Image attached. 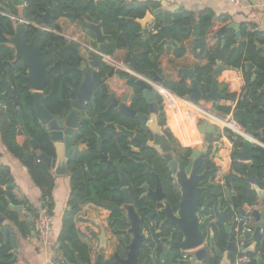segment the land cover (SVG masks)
<instances>
[{
	"label": "flooded vegetation",
	"instance_id": "af4514ba",
	"mask_svg": "<svg viewBox=\"0 0 264 264\" xmlns=\"http://www.w3.org/2000/svg\"><path fill=\"white\" fill-rule=\"evenodd\" d=\"M64 1L44 0V11L40 13L39 21H35L24 16L29 0H0V116L6 113L7 102H10L15 110L16 126L20 132L18 136L24 137L22 145L28 143L33 150L30 141H35L30 138L24 120V113H30L31 109L39 126L48 137L44 146L46 153L39 152L36 142L38 150L35 152L54 159L53 136L64 144L61 148L62 155L69 152L70 157L67 163L69 174L60 177L68 180L69 195L75 178L73 169L77 166L81 167L89 188L96 190L98 189L97 184L102 183L100 189L96 191L98 196L122 198L121 208L128 224L127 231L133 224L135 228L138 227L143 237H149L152 242L150 248H157L161 245L158 244V239L161 236L164 237L156 235L163 219L159 212L165 205H168L171 213L176 214L181 196L180 188L176 184V174L178 169H181L183 173L182 171L189 165L192 154L190 151L187 155L186 149L178 146L174 138L171 140L167 133L169 129L166 127V121L163 122L161 97L158 87L155 86L159 84L162 87V82L165 80L162 79L161 83H156L152 72L150 73L151 79H149L132 69V55L140 51L130 53L118 50L113 56H106L110 58L109 63L103 62L101 59L103 54L100 49L97 50L94 33L88 27V24L97 25L99 23L94 24L84 20L79 12L78 4L81 2L79 0L74 5L69 3V12L63 11L55 19L56 6ZM82 24L89 30L83 29ZM44 34L52 35L64 42L65 49L76 61L73 67H67L61 71L56 80L51 76L54 68L60 70L61 56L60 54L55 55L58 61L49 63L48 48L39 46V41ZM121 51H125L126 55L120 61L114 57ZM95 56L98 57L96 66H94ZM156 74L160 78L159 71ZM131 77L134 81H130ZM63 78L66 79L63 80ZM137 82L147 86L146 93L139 89ZM63 84H65L64 88ZM117 91H120L119 95ZM208 92L202 93L205 95ZM221 94L224 95L222 91ZM258 95V98L264 97V95ZM204 100L209 101L205 97L200 101ZM223 100H226L225 97ZM236 101H233L236 102L233 113L243 118V112H246L244 106L241 111L243 104L240 103L237 107L239 100ZM37 104L50 116L45 124H41L37 117L35 110ZM256 112L260 114L262 109L259 108L252 114ZM19 114L22 118V125L18 121ZM68 116H70V124L74 127L72 131L69 129L67 131L72 132L71 138L64 133L67 129L64 122ZM254 121L256 119L252 120V124ZM245 127H243L244 131ZM23 128L27 131L28 137L22 133ZM51 128L57 129L58 133H53ZM255 132L258 137L253 140V143L257 145V148L264 149L263 131ZM161 133L167 138L169 147L163 144L159 139L160 136L156 137ZM235 138L232 136L229 138L233 148ZM0 143L5 149L1 137ZM165 149L168 150L162 153ZM216 153L213 154L211 147L205 157L196 162L199 165L198 175L200 176L197 187L202 188L211 184L213 186L210 187L216 188L215 185L218 184L225 188L224 179L228 173L222 176L223 184L215 182L218 172L214 164ZM45 165L54 178L52 169L47 164ZM222 188L219 190L223 192L222 198H225ZM109 204L111 205L110 202ZM85 206H93L106 211L109 214L108 226L110 211L94 205ZM228 207H230L228 201L224 200L222 208ZM128 211L132 217V224L128 218ZM229 213L226 218L228 225L231 222L230 218L234 215ZM212 216L213 220L218 217L216 213ZM149 219L152 221V227L148 222ZM238 219L241 220L240 227L245 228L244 219L236 217L237 222ZM221 228L224 230L223 227ZM165 229L171 228L165 224L161 231L165 232ZM129 236L131 240V234ZM173 239H178L176 234ZM115 241L117 246L116 238Z\"/></svg>",
	"mask_w": 264,
	"mask_h": 264
},
{
	"label": "trees",
	"instance_id": "16d2710c",
	"mask_svg": "<svg viewBox=\"0 0 264 264\" xmlns=\"http://www.w3.org/2000/svg\"><path fill=\"white\" fill-rule=\"evenodd\" d=\"M77 1L65 0L58 4L56 6L57 15L55 19L63 11L69 12V3L74 5ZM79 1H81L78 4L79 12L82 14L84 20L89 23L101 24L103 34L109 37L107 42L101 45L100 51L103 55L111 57L118 50H125L130 53L140 51L132 55V69L149 79H151V72H158L157 59L163 54L164 48L167 45L165 34L161 31V18H155L153 23L146 26L144 28V34H142L143 28L137 23V21L144 18L147 12L157 9V3L151 1L127 3L123 0ZM44 7V0H29L24 12L25 18L39 21V15L44 11ZM52 20L54 21V17ZM195 23L199 25L200 39L195 58L197 60H206L207 62L204 66L195 69V77L200 84L201 91L206 93L210 90L212 83L211 74L216 67V62L228 68L242 71L244 90L240 98L228 92L225 87L222 89V93L229 102L238 99L237 107L242 103L244 110L248 114H252L255 110L261 108L262 112H260L257 120L252 124V128L255 131H263L264 134V97H257L259 91L264 88V76H257L256 80L252 82L251 73L244 71L245 64L251 63L255 69L264 72V52L257 50V46H264V32L256 31L252 25L242 24L239 28L241 41L237 42L233 30H226L222 38L216 36L221 28H225L232 23L230 17L224 15L215 17L211 12L206 11L200 13L198 16L187 11H177L170 17L171 28L169 37L171 41L181 43L187 40L191 32H188L186 28ZM82 26L86 31L89 30L84 24ZM89 32L91 34V31ZM222 41H224L223 46H221ZM39 46L48 48L50 52L49 63L58 61L55 59V55L60 54L61 56V68L60 70L54 68L51 76L52 79L56 80L61 71L67 67L74 66L75 59L71 58L70 53L65 49L64 42L60 39L54 38L49 34H44L39 41ZM150 57L154 59V62H151ZM79 76L78 79H80ZM64 85L63 88L65 87ZM162 87L180 98H188L190 94V89L183 82L176 84L165 80L162 82ZM215 109L223 115H228L232 112L235 121L242 127H245L244 117H239L235 112L233 113L230 107H215ZM24 120L30 138L38 144L39 152L45 154L46 148L44 146L47 143L46 140L48 137L39 126L31 109L30 113H24ZM167 133L170 139L173 140L171 133L169 131ZM19 134L20 132L16 126L15 110L11 107L10 102H7L6 113L0 116L1 142L7 152L27 169L28 175L34 185L42 191L41 204L47 211L51 212L53 210L52 192L55 185L54 178L49 168L37 159V152L33 151L28 143L22 146L16 143V137ZM241 142V138H235L233 141L234 148H241ZM262 142L264 143L263 138ZM190 151V149H186L185 153L189 155ZM250 166L255 177L264 181V149L258 147L252 152ZM73 171L75 178L71 184V193L67 200V208L61 218V229L56 242L57 256L54 258L55 262L57 264L75 263L74 255H77L80 263L92 264L90 249L88 245L80 241L78 231L75 227L76 216L85 205H94L110 211L111 215L108 220V227L111 234L117 239L115 251L120 257H124L127 252L125 246L130 242V236L127 232L128 224L121 208L122 198L98 196L96 191L100 189L102 183L97 184L98 189H91L85 182L81 167L77 166ZM246 173L247 168L245 165L232 157L230 170L224 179V187L230 192L233 201L239 207H250L257 203L256 194L251 189V186L243 179ZM9 177V168L7 166H0V213L18 229L24 238H29L30 231L25 224V214L29 215L35 221L39 210L35 209L28 202L20 189L8 180ZM99 180L101 182L102 179L100 178ZM222 193L221 190L214 187H210L199 193L197 197L198 205L202 206L204 201L208 203L205 215L215 214L217 202L222 197ZM10 205L21 207L22 210H13ZM168 231V229H165V232L161 235L167 236ZM213 232L215 240L219 241L220 245H222L226 239V235L218 223L213 227ZM177 237L179 239V236ZM151 244L152 242L149 240L142 247L145 254H147L146 250L150 248ZM155 249L160 253L161 245H158ZM10 251L9 246L0 248V264H24V261L18 256L14 257L12 254H9ZM172 252L173 254L168 258L166 264H186L181 259L182 254L175 251ZM247 256L251 260L250 264H254L253 255ZM104 264L117 263L114 258H110L105 260Z\"/></svg>",
	"mask_w": 264,
	"mask_h": 264
},
{
	"label": "water",
	"instance_id": "95a60500",
	"mask_svg": "<svg viewBox=\"0 0 264 264\" xmlns=\"http://www.w3.org/2000/svg\"><path fill=\"white\" fill-rule=\"evenodd\" d=\"M170 17L171 13L169 11H164L162 8H157L155 10H150L140 21H137L143 28L142 34L145 33V27L152 23L153 19L161 18L162 27L161 31L165 34V40L170 41L169 32H170ZM46 23V22H45ZM88 27L93 31L95 40L97 43V50L100 49L101 44H103L107 37L103 35L101 30V24L93 25L88 24ZM188 32H194L196 38L194 39V48L198 49L200 44L199 39V25L195 23L192 26L186 28ZM226 30L235 31L237 39L240 38L239 25L231 23L227 27L221 28L217 35L218 37L223 36V33ZM261 30L264 31V24L261 27ZM224 45V41L221 42V46ZM258 51L264 52V46H257ZM153 62V58L150 57ZM98 57H94V66H96ZM128 62V61H127ZM225 70H234L226 66L221 65L219 62H216V68L212 72V83L209 92L203 95L200 84L197 82L195 73L193 69L182 70L185 77L191 80V94L188 96V99L194 103H199V101L205 97L212 103H216L218 100L224 99V95L218 93L217 89V78ZM246 73H252L251 81L254 82L257 76H264V72H261L254 68L251 63L245 64ZM153 75V80L156 83H161L162 80L156 74V72L151 73ZM130 81H134V78L131 77ZM140 90L147 89V86L144 83L137 82ZM264 95V88L258 96ZM148 101V100H147ZM37 117L41 124H45L50 116L43 110V108L37 104L35 106ZM215 111V109L213 110ZM241 111H243V105H241ZM73 115V114H71ZM244 121H245V134L246 139L242 140L241 148H233L231 151L232 157L241 163H244L247 168L246 176L243 179L251 186V189L254 191L257 197V203L253 206L247 207L248 210L244 207H239L233 200L230 192L226 188H222L221 185H215L217 189L222 188L225 193V198L220 197L218 199V204L216 206L215 213L219 217V222L223 225V232L226 235V239L222 245L219 241L215 240V235L213 232V227L216 226L212 222V214L205 215V211L208 208V204L204 202L202 206L198 205L197 196L202 189H207L211 184H207L204 187H197V181L199 179L198 170L199 165L196 164L197 161L202 160L206 152L212 147V152L215 154L219 149H222L223 145L218 142L220 134L217 133L214 127L207 125L206 123H199V130L202 131L205 135L203 139V144L207 145L205 148H196L193 150L189 165L181 173V169H178L176 174V184L180 188V202L178 205V210L176 214H172L168 205L159 212V215L163 217L160 224L159 232L156 235H161V231L165 224H168L171 229H168V235L158 239V244H161V252L158 253L155 248L147 249V254L142 250V247L146 242L149 241V237H143L139 233L138 227H134L131 222V215L128 211V218L132 224L130 229L127 231L128 234H131L132 238L130 242L125 246L126 255L120 257L117 252H114V260L117 264H166L168 258L173 254L172 251L182 254V260L186 264H233L236 254L239 252L247 255H256L253 259L254 264H264V181L259 180L255 177L251 170L250 162L252 159V152L257 148V145L253 143V140L258 137L257 132L252 128V120L258 118L259 112L255 114H248L243 112ZM256 117V118H255ZM19 124L22 125V118L19 114ZM70 116L65 119V135L71 138L72 131L74 127L70 124ZM69 129V130H68ZM53 133H58L57 129L51 128ZM22 133L24 136L28 137L27 131L23 128ZM160 136L163 144L169 147V142L164 134H157L156 137ZM226 138H230V135L225 133ZM68 138L66 139L67 142ZM55 158L51 159L43 154H37V159L45 164H47L53 172L54 177L60 178L62 176L68 175L67 172V163L68 158L70 157L69 152L66 155H62L61 148L62 143L60 139L53 136ZM33 147V151L38 150V146L35 142L30 141ZM168 149L162 150V153L166 152ZM198 165V166H197ZM63 171V172H62ZM9 181H12V178H9ZM160 200V199H158ZM226 200L229 203L228 208H222L223 201ZM10 207L13 210L21 211V207ZM41 211H45L47 216L51 218L53 214L45 209L43 205L40 206ZM233 213L234 215L230 218V224H227V215ZM26 227L30 231V237L33 239L36 237L34 222L29 215H26ZM236 217H241L244 219V227H240V223L236 221ZM149 224L152 227L151 219L148 220ZM213 226V227H212ZM244 228V229H243ZM179 236V239L174 240V235ZM99 241L98 248L96 250V261L94 264H104V253L106 248V239L104 233L101 232L98 236L94 235ZM7 245H10L11 251L9 254H12L16 257L18 245L16 242V236L13 234L11 227L6 223L5 217L0 213V248H4ZM221 246V247H220ZM71 251V247H69ZM254 257V256H253ZM75 263L69 264H82L78 261L77 255H74Z\"/></svg>",
	"mask_w": 264,
	"mask_h": 264
},
{
	"label": "crops",
	"instance_id": "0c3cea01",
	"mask_svg": "<svg viewBox=\"0 0 264 264\" xmlns=\"http://www.w3.org/2000/svg\"><path fill=\"white\" fill-rule=\"evenodd\" d=\"M123 1L127 3L146 1L155 2L158 4L157 8H162L164 11H169L171 15L177 11H187L194 14L195 16H198L200 13L205 11L211 12L215 17L223 15L230 17L232 23L238 24L239 28L242 24H249L252 25L256 31L264 32L261 30V27L264 24V0H245L240 6H233L226 0ZM195 38V33L191 32L190 37L181 43L171 41V39L170 41H166L167 45L164 48V52L157 59V69L160 73L161 80L164 79L176 84L183 82L187 88H191V80L185 77L182 70L193 69L195 73L196 68L204 66L207 63L206 60H197L195 58V53L198 50L194 48ZM240 41V38L237 39V42ZM180 52L181 54H179ZM125 55L126 52L121 51L117 53L114 58L121 61L124 59ZM155 86L158 88H163L159 84ZM224 87L226 90H228V92L235 94L237 98L240 97L244 88V78L242 71L235 69L223 71L217 78V89L219 94H221V91ZM117 94L119 95L120 91H117ZM173 95L176 96L175 94ZM176 97L178 99L171 108L167 107L162 102V109L167 129H169L171 132L178 146H180L182 149H190L191 152H193V150L196 148H205V146H207L203 144L205 135L199 130V123H206L207 125L214 127L215 131L221 135L218 142L223 145L222 149H219L215 155L214 164L218 170L215 182L223 184L222 176L226 175L230 170L232 156L231 151L233 150V147L231 139L226 138L224 136L225 132L222 130L221 119H223L226 115L217 112L215 107H230V102L222 99L218 100L216 103L206 100L200 101L199 103H194L188 98H180L178 96ZM214 109L215 111H213ZM242 139L244 140L246 138ZM23 142L24 137L22 135L18 136L17 143L22 145ZM0 166H7L9 168L12 182L20 189L28 202L35 209L40 210V206L42 205V191L34 185L28 175L27 169L22 166L15 158H13L1 146V143ZM68 196V180L55 178V187L52 192V230L49 244L47 246H41L38 243L36 237L33 239L31 237L24 238L18 229L11 222L6 220V223L11 227L13 234L16 236V242L18 245L16 256L23 260L24 264H48L49 261L57 256L56 242L61 229L62 214L67 208ZM244 209L248 210V208ZM108 216L109 214L104 210L97 209L93 206H84L81 208L75 219V227L77 231L80 228H85L91 232L93 238L94 235L98 236L101 232L104 233L106 239V248L104 253L105 260L113 258L116 247L115 238L111 235L107 226ZM212 222L215 224L218 223L221 227H223V225L219 222V217H216V219H214ZM80 241L83 244L89 246L90 243H96L98 248L99 241L96 238H94V242H87L80 237ZM7 246L10 247V245ZM253 256L254 259L256 255ZM95 261L96 257L95 260L92 261V264H94Z\"/></svg>",
	"mask_w": 264,
	"mask_h": 264
},
{
	"label": "built area",
	"instance_id": "2783aa9c",
	"mask_svg": "<svg viewBox=\"0 0 264 264\" xmlns=\"http://www.w3.org/2000/svg\"><path fill=\"white\" fill-rule=\"evenodd\" d=\"M233 6H240L245 0H226ZM101 59L105 63H109L110 58L106 57L104 55H101ZM159 95L161 97V100L164 105L167 107L171 108L174 103L177 101V97L174 96L172 93L167 91L166 89L163 88H158ZM236 102L230 103V108L231 111H233L235 107ZM222 122V130L229 134L232 137L236 138H247L244 128L233 118L232 112H230L228 115H226L223 119H221ZM240 219H238V223H240ZM34 226H35V233H36V239L38 243L41 246H47L49 244V239L51 236V230H52V225H51V220L47 216L45 211L39 210L38 216L36 220L34 221ZM78 234L79 237L84 239L85 241L89 242H94V238L91 234V232L85 228H80L78 229ZM90 249V259L91 262L95 260L96 257V250H97V244H91L90 246L88 245ZM251 260L247 256V254L239 252L236 254L233 264H250ZM48 264H57L55 262V259L53 258L51 261L48 262Z\"/></svg>",
	"mask_w": 264,
	"mask_h": 264
},
{
	"label": "rangeland",
	"instance_id": "374dc122",
	"mask_svg": "<svg viewBox=\"0 0 264 264\" xmlns=\"http://www.w3.org/2000/svg\"><path fill=\"white\" fill-rule=\"evenodd\" d=\"M50 220H51V218H50Z\"/></svg>",
	"mask_w": 264,
	"mask_h": 264
}]
</instances>
